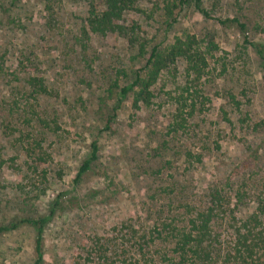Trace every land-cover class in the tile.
<instances>
[{"label": "rangeland", "instance_id": "obj_1", "mask_svg": "<svg viewBox=\"0 0 264 264\" xmlns=\"http://www.w3.org/2000/svg\"><path fill=\"white\" fill-rule=\"evenodd\" d=\"M91 1L96 2L0 0V225L46 215L57 200L43 235V264H97L94 257L120 243L119 226L130 219L143 223L153 199L158 205L169 203L155 192L173 175L184 174L185 194L191 197L216 185L226 187L229 175L234 190L264 185V82L258 59L239 28L215 20L238 16L247 24V39L264 42V0H203L211 18L184 6L174 10V21L166 19L159 0H142L141 11L131 13L150 45L166 46L188 32L212 38L218 46L203 84L211 103L195 113L183 134L168 136L171 106L165 92L175 79L167 71L155 89L159 98L154 105L136 110L130 97L106 129L116 88L131 82L133 70L142 64L132 59L121 37L85 31ZM28 75L42 77L49 94L31 99L26 107L29 91L21 83ZM228 94L242 104L231 111L232 124L222 119L229 109ZM34 111L61 130L45 133L36 120L27 127L25 120ZM21 113L15 126L5 127ZM31 129L37 139L44 138L50 153L48 164L37 169L20 137ZM95 139L101 146L99 160L76 183L78 167ZM185 150L202 154L205 163L187 170V163L179 161ZM166 159L171 164L163 167ZM43 168L46 179L40 174ZM244 171L250 179L243 178ZM244 180L251 185L244 186ZM35 239L36 231L28 225L0 235V264H34ZM99 239L107 246L102 248Z\"/></svg>", "mask_w": 264, "mask_h": 264}, {"label": "trees", "instance_id": "obj_2", "mask_svg": "<svg viewBox=\"0 0 264 264\" xmlns=\"http://www.w3.org/2000/svg\"><path fill=\"white\" fill-rule=\"evenodd\" d=\"M141 1H91L85 18V31L88 34L121 37L125 40L127 49L133 56L132 59L139 60L142 64L141 67L133 70L131 82L116 88L115 101L111 109L114 114L107 118L106 129L110 128L116 116L115 112L130 97H133V107L136 110L154 105L159 98L155 89L161 76L167 71L175 79L171 82L173 88L165 92L171 106V121L167 127V136L171 133L183 134L195 113L203 109L206 102L211 103V98L205 93L203 84L210 69L211 58L214 52L218 51V46L212 38L199 37L188 32L176 36L166 46L150 45V41L144 37L141 25L130 17L133 11H141L139 8ZM159 1L164 6L162 10L165 18L172 21L175 20L174 10L184 6L193 7L205 18L212 17L203 0ZM215 20L221 25H235L239 28L245 42L257 56L264 82V42L249 41L246 36L247 24L238 16L217 17ZM3 70L4 63L0 62V75ZM24 78L21 83L22 88L29 91L26 95V107L30 105L31 99L38 100L39 96L49 94L42 77L28 75ZM225 101L229 109L222 112V119L225 123L232 124L229 115L231 111H239L242 108L241 100L237 95L228 94ZM22 116L23 113L19 117L11 116L8 126L5 127L15 126ZM33 120L37 121L38 127L46 130L45 133H57L61 130L54 121L41 118L38 111L31 113V117L25 120L26 126L32 127ZM20 137L27 142L23 146L27 155L35 156L31 160L34 168L48 164L50 153L45 150L44 138L37 139L32 129L27 133L22 132ZM89 147L88 156L78 167L76 183L99 160L101 146L98 141L96 139L91 141ZM216 147L219 148L218 145ZM183 154L184 160L179 158V161L183 162L182 165L187 163V170L190 165L205 163L202 154L193 155L190 150H185ZM3 164L4 160H0V167ZM168 164H171V160L166 159L162 165L167 167ZM158 172L162 173L160 170L155 173ZM40 174L46 179V168L41 169ZM250 175L249 172L244 171L242 176L248 180ZM183 176L184 174L173 175L166 187L158 189L161 191L156 190L155 194L163 193L168 197L169 203L158 205V201L153 199L154 201H150L151 204L148 203L145 208V212L149 215L143 223L138 226L133 219H130L126 224L118 227L116 238H119L120 243H115L113 247L101 251L100 256L94 257L97 264H264V185L234 190L229 187L234 181L229 175L226 187L221 188L216 185L203 192L201 196L191 197L185 194L188 188L183 183ZM245 180L244 186L251 185V182L247 183ZM250 202L254 207H245ZM56 203L57 200L51 202V208L46 215L36 218H14L0 225V235L16 231L22 225L35 229L34 264H43V235L55 213ZM175 203L178 206H174ZM224 229L228 230L226 236L223 233ZM98 244L104 248L107 246V241L99 239ZM122 251L128 253L127 258L126 253ZM111 258L113 260H110Z\"/></svg>", "mask_w": 264, "mask_h": 264}]
</instances>
